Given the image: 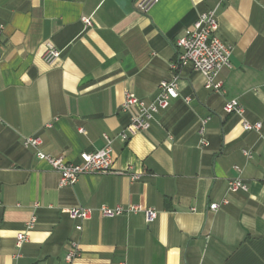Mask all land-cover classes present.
Here are the masks:
<instances>
[{"label": "crops", "instance_id": "0c3cea01", "mask_svg": "<svg viewBox=\"0 0 264 264\" xmlns=\"http://www.w3.org/2000/svg\"><path fill=\"white\" fill-rule=\"evenodd\" d=\"M134 1L0 0V264H67L72 240L80 253L71 264H264V0H157L147 12ZM211 9L217 36L232 47L230 67L216 77L223 92L183 66L179 96L148 129L113 141L112 171L72 185H59L50 164L23 146V137L39 136L41 151L74 162L99 149L101 134L114 136L136 111L120 109L124 92L151 101L171 78L174 40ZM47 45L60 51L51 63L41 57ZM231 98L258 131L223 112ZM234 165L247 189L230 193ZM130 204L157 216L65 212Z\"/></svg>", "mask_w": 264, "mask_h": 264}, {"label": "built area", "instance_id": "2783aa9c", "mask_svg": "<svg viewBox=\"0 0 264 264\" xmlns=\"http://www.w3.org/2000/svg\"><path fill=\"white\" fill-rule=\"evenodd\" d=\"M157 0H135L134 6L142 11L147 12L148 9ZM82 22L86 26H91L92 21L89 17H82ZM1 29V25H0ZM217 19L215 9L208 10L199 14L194 23L187 27L183 33L178 36L173 43L174 58L169 64L171 71V78L169 80H162L159 82L158 94L149 102L144 101L129 92H124L123 100L120 104L121 110H127L130 106H134L136 111L129 116L127 123L114 135L110 136L107 133H102L101 137L103 145L92 152L83 151L79 153L78 162L65 161L61 157L51 156L40 150L42 140L39 136H26L23 137L22 143L25 148H33L35 150V157L39 160L47 161L50 166L59 174V185H72L83 174H101L112 171L113 164V150L112 143L115 139L122 142L127 141L132 135L139 131L148 129L154 115L164 110L169 106L170 100L179 96L178 80L180 70L183 66L189 65L193 70L198 71L203 78V86L206 89L223 92L221 82L216 79L218 71L223 67H230V56L232 47L223 42L216 34ZM60 51L47 45L42 52L41 57L47 63H51L54 59L59 57ZM185 101L189 97H184ZM222 110L225 113H234L241 117V125L246 130L260 129V123H251L242 118L243 108L239 105L238 101L234 98L226 100L222 105ZM208 117L200 122L199 134L202 136L205 124ZM79 131H83L79 128ZM201 143L205 141L201 139ZM242 153L245 157H250L251 153L248 149H243ZM237 174L227 181V191L235 192L238 190L245 191L246 184L240 176V168L236 165L233 166ZM138 174H132L130 179H137ZM221 204H227L228 199L223 197ZM209 210H216L219 203H208ZM96 211L102 216H116L128 213L144 214L146 222H152L157 216V210L153 207H143L139 204L130 205H115L108 207L100 205L97 208L76 206L65 209V212L71 219L86 220L92 213ZM35 223V217H31L25 223V229L16 233L15 246L20 245L27 240V231H29ZM77 230L81 229V224H76ZM80 253L79 244L77 241H70L69 248L64 254V261L71 264L72 260Z\"/></svg>", "mask_w": 264, "mask_h": 264}]
</instances>
